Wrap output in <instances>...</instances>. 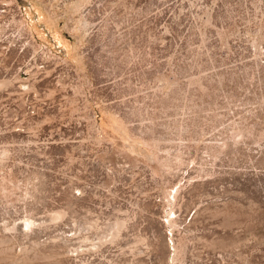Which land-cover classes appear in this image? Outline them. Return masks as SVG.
<instances>
[{
  "label": "rangeland",
  "instance_id": "374dc122",
  "mask_svg": "<svg viewBox=\"0 0 264 264\" xmlns=\"http://www.w3.org/2000/svg\"><path fill=\"white\" fill-rule=\"evenodd\" d=\"M0 264H264V0H0Z\"/></svg>",
  "mask_w": 264,
  "mask_h": 264
}]
</instances>
